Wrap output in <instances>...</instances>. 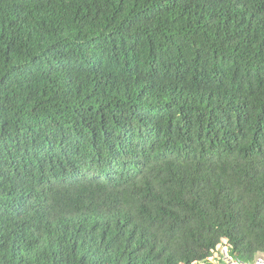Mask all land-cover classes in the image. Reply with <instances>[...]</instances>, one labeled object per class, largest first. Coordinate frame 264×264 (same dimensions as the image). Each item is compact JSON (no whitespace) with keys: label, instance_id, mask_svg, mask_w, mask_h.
Returning a JSON list of instances; mask_svg holds the SVG:
<instances>
[{"label":"trees","instance_id":"1","mask_svg":"<svg viewBox=\"0 0 264 264\" xmlns=\"http://www.w3.org/2000/svg\"><path fill=\"white\" fill-rule=\"evenodd\" d=\"M264 253V0H0V264Z\"/></svg>","mask_w":264,"mask_h":264},{"label":"built area","instance_id":"2","mask_svg":"<svg viewBox=\"0 0 264 264\" xmlns=\"http://www.w3.org/2000/svg\"><path fill=\"white\" fill-rule=\"evenodd\" d=\"M231 247L223 240L217 245L205 261L200 264H264V256L257 255L251 261H242L230 255Z\"/></svg>","mask_w":264,"mask_h":264},{"label":"clouds","instance_id":"3","mask_svg":"<svg viewBox=\"0 0 264 264\" xmlns=\"http://www.w3.org/2000/svg\"><path fill=\"white\" fill-rule=\"evenodd\" d=\"M223 240H224V239H223ZM223 240H222V241H223ZM225 242L227 243L226 240H225ZM220 244H221V243H220ZM220 244H218V245H220ZM227 244H228V243H227ZM228 245H229V244H228ZM229 246H230V245H229ZM230 252H231V250H230ZM257 255H264V253H263V254H257ZM257 255H256V256H257Z\"/></svg>","mask_w":264,"mask_h":264},{"label":"rangeland","instance_id":"4","mask_svg":"<svg viewBox=\"0 0 264 264\" xmlns=\"http://www.w3.org/2000/svg\"><path fill=\"white\" fill-rule=\"evenodd\" d=\"M264 256V255H263Z\"/></svg>","mask_w":264,"mask_h":264}]
</instances>
